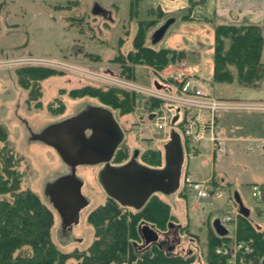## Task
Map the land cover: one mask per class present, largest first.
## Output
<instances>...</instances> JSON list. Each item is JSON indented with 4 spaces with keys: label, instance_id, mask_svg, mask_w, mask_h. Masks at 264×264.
Returning a JSON list of instances; mask_svg holds the SVG:
<instances>
[{
    "label": "rangeland",
    "instance_id": "obj_1",
    "mask_svg": "<svg viewBox=\"0 0 264 264\" xmlns=\"http://www.w3.org/2000/svg\"><path fill=\"white\" fill-rule=\"evenodd\" d=\"M96 7L103 13L96 14ZM212 11L207 3L191 7L189 0H143L139 3L136 0H0V127L7 131L10 147L20 159L23 188L36 193L53 213L52 239L61 252L70 255L66 264H82L81 255L96 239L90 216L110 201L101 183L102 167L82 165L76 169L75 176L83 182L82 193L88 204L80 210L72 229L64 231V218L55 207L49 188L69 171L68 167L55 148L34 141L32 136L50 125L78 116L87 107L98 106L112 111L126 133L121 159L128 161L136 156L134 161L147 166L145 157L152 159L164 155V146L169 140H164L155 130H142L135 111L122 115L103 105L98 98L80 91L85 87L100 92L115 89L99 81L96 75L119 74L121 64L117 61L135 49L133 43L140 26L147 31L148 47L170 49L184 56L162 71L181 70L191 74L202 89L217 97L251 98L237 86L214 81L216 24L210 21ZM171 20L160 41L155 43L153 37L157 30ZM33 59L57 63L52 69L60 73L40 83L41 95L36 103L32 98V102L28 100L29 96L36 95L33 91L36 87L33 84L22 87L18 74L25 68L23 65H30L28 62ZM136 70L137 82L144 86H150L158 74L147 66H139ZM229 121L235 126H250L241 116ZM225 130L231 138H237L234 145L225 143L227 152L224 155L217 154L213 163L211 145L202 142L200 153L193 158H189L185 150L182 167L183 177L189 175L202 182L211 181V186L215 171L216 179L221 181L218 190L221 195L199 199L184 183L174 194L156 195L171 206L174 225L185 229L178 241L171 244L176 246L174 254L184 261H192L190 264H206L213 223L236 216L237 206L231 200H235L237 193L250 210L252 222L264 230V201L252 196L251 186L253 182L264 185V156L253 158L251 155L255 153H248L247 144L242 143L245 136L258 131L251 127L243 131H234L232 127ZM177 133L183 135L180 129ZM136 152L138 155H134ZM126 209L124 211L129 214L136 211ZM224 227L230 237L236 235L234 223ZM142 245L143 239L138 253ZM139 262L128 260L124 264H141Z\"/></svg>",
    "mask_w": 264,
    "mask_h": 264
},
{
    "label": "trees",
    "instance_id": "obj_2",
    "mask_svg": "<svg viewBox=\"0 0 264 264\" xmlns=\"http://www.w3.org/2000/svg\"><path fill=\"white\" fill-rule=\"evenodd\" d=\"M143 0H136L137 3ZM191 7L205 0H189ZM146 23V22H145ZM144 24V23H143ZM142 25V24H141ZM143 26V25H142ZM147 31L139 27L134 39V50L117 63L119 74L135 78L139 66H147L158 73L184 56L170 49H155L146 45ZM264 32L258 25L237 26L219 24L215 29L214 81L220 84L238 83L256 87L264 79V64L261 61ZM22 87L34 85L40 98V83L60 74L54 69L33 67L18 71ZM83 94L98 98L100 102L122 115L133 113L134 96L116 89L100 92L93 87L80 90ZM119 157V163L126 158ZM147 159L150 169L164 166V155ZM20 159L10 147L7 131L0 127V264H66L70 255L61 252L52 239L54 217L40 197L30 189L23 188V174L19 169ZM221 181L213 178L212 190L220 187ZM90 216L96 231V239L88 251L81 255L82 264H124L128 260L141 264H190L175 254L167 253L157 245L138 253L142 243L141 223L153 226L157 231L167 232L174 225L175 216L171 206L153 195L148 203L131 214L113 198ZM132 209V208H130ZM135 210V209H134ZM183 227L181 231H183ZM185 230V229H184ZM237 238L250 243L254 249L253 259H264V230L259 229L249 217L239 215ZM231 238L221 237L211 228L207 244L206 264H226V259L217 255L216 249L228 244ZM178 259V260H177Z\"/></svg>",
    "mask_w": 264,
    "mask_h": 264
},
{
    "label": "built area",
    "instance_id": "obj_3",
    "mask_svg": "<svg viewBox=\"0 0 264 264\" xmlns=\"http://www.w3.org/2000/svg\"><path fill=\"white\" fill-rule=\"evenodd\" d=\"M28 64L48 69L56 68L57 63L50 60L33 59ZM89 72V71H88ZM135 78H129L113 72L97 74V79L111 88L134 95L135 115L142 130H155L162 134L164 140H170L172 132L177 129L182 141L183 151L189 158L200 153V144L208 141L212 144V151L224 155L227 147L224 140L216 135V122L222 113H256L264 114L263 100H223L207 94L194 76L181 70L174 72H158L150 86H144ZM157 82L161 88L155 86ZM155 115L154 119L150 117ZM185 158V155H184ZM183 177V176H182ZM181 183L192 188L199 199L219 196L222 192L212 190L211 181L202 182L192 176L185 175ZM252 196L258 201H264V188L259 184L252 186ZM236 206V216L225 217L220 220L223 226L234 223L236 235L231 241L216 249V253L226 259V264H264V259L256 262L253 259L254 249L250 243L237 238L239 208Z\"/></svg>",
    "mask_w": 264,
    "mask_h": 264
},
{
    "label": "water",
    "instance_id": "obj_4",
    "mask_svg": "<svg viewBox=\"0 0 264 264\" xmlns=\"http://www.w3.org/2000/svg\"><path fill=\"white\" fill-rule=\"evenodd\" d=\"M95 13L102 14L103 10L100 7H96ZM172 22L173 20L167 22L157 30L153 37L155 43L160 41L162 35ZM155 86L161 88L157 82H155ZM94 111L102 113L113 120L112 113L106 109L97 108ZM90 115L88 113L81 114L61 123L50 125L41 133L34 134L32 139L55 148L63 161L74 168L78 165L89 164L91 161L87 159V156H92L88 155L92 148V141L87 139L86 131L92 127H85L83 123ZM154 117L155 115H152L150 118L154 119ZM99 128L97 127L94 133ZM73 132L74 134H72ZM123 137V134H121L117 146L122 142ZM111 158L112 156L107 158L105 162H110ZM164 161L162 169H150L136 161L118 168H106L101 173V183L110 198H113L124 207L141 210L153 195L158 193L174 194L180 188L184 151L181 137L175 132H172L170 141L164 146ZM68 182L75 187L76 197L81 199V204L74 211V217L78 219L80 210L88 204L84 202L86 198L81 192L82 184L79 179L76 180L71 176L59 178L50 185L49 191L53 199L58 190L67 185ZM234 198L238 205L239 213L249 218L250 210L244 206L240 195L237 193ZM213 227L221 237L227 236L228 230L219 220L213 223ZM140 234L144 241V247H149L159 242V233L148 224L141 226Z\"/></svg>",
    "mask_w": 264,
    "mask_h": 264
},
{
    "label": "flooded vegetation",
    "instance_id": "obj_5",
    "mask_svg": "<svg viewBox=\"0 0 264 264\" xmlns=\"http://www.w3.org/2000/svg\"><path fill=\"white\" fill-rule=\"evenodd\" d=\"M23 66H25V68L36 67L33 65H26V64H24ZM28 100L32 102L31 96H29ZM34 102L36 103L37 100H34ZM97 108H102V107H98V106L87 107L86 110L82 111V113L78 115L80 116L81 114H86V113L91 114L86 118V121L83 124L85 127H90V128L92 127L91 129H88L86 131L87 139H90L92 141L91 144L92 148L90 150V154L88 155H92V156L91 157L87 156L88 157L87 159H90L91 162L89 164H83V165H100L102 167V172H104L106 168L107 169L118 168L127 163L134 162L135 160L134 157L136 156L134 157L132 156V158L128 161L124 160L121 163L117 162L119 156L121 155V151L123 150L122 145L126 140V133L122 128V126L120 125V123L116 120L112 111L110 112L113 115L114 121L111 120L106 115L94 111V109ZM97 127L100 128L99 130L96 131V133H94L95 132L94 130ZM72 134H74V132ZM121 134H123L124 137L122 142H120L117 146ZM134 155H138V153L136 152V154ZM110 156H112L110 162H105L106 159L109 158ZM65 165L68 167L69 171L66 174L62 175L60 178L62 177L68 178L71 176L76 180L79 179L75 176L76 169L82 165H78L75 168L67 163H65ZM81 184H82L81 187V192H82L83 182H81ZM53 201L55 203V207L61 212L64 218L65 223L62 224L63 225L62 229H64V231H70L74 226V224H76V220H77V218L74 217L75 216L74 211L77 209V207H79V204H81V199L76 197L75 187L72 184H70V182H68L67 185L59 189L58 193H56V195L53 196ZM84 202L88 203V200L86 199V201ZM180 233H181L180 227H177V225H170L169 230L167 232H161L159 234L160 236L159 242L153 245L159 246L162 250H165L167 253L174 254V249L176 246L172 244L178 241V236L180 235ZM151 246L152 245H150L149 247ZM149 247H144L142 245L140 249H138L139 253L145 252L146 250H148Z\"/></svg>",
    "mask_w": 264,
    "mask_h": 264
},
{
    "label": "crops",
    "instance_id": "obj_6",
    "mask_svg": "<svg viewBox=\"0 0 264 264\" xmlns=\"http://www.w3.org/2000/svg\"><path fill=\"white\" fill-rule=\"evenodd\" d=\"M204 3L209 4L213 8V16L210 21L214 22L217 25L219 24H228V25H237V26H249V25H258L263 29L264 32V0H205ZM264 45L262 50L261 61L264 64ZM228 86H237L239 89H243L246 93L245 95H250L251 98L248 99H228L217 97L207 91H204L207 94L212 95L217 99L223 100H263L264 101V79L256 86H245L236 83L224 84ZM243 115H238L236 113H222L219 115L216 122V135L219 139L225 140V143H228V146L231 144L234 145L237 137L231 138V136L225 130L226 127H232L234 131H243L249 127L253 128L255 131H258L257 134H248L245 138L242 139V143L247 144L246 150L248 153L254 157L264 156V114L256 113H242ZM236 116L244 117L245 120L249 121V125L244 127L235 126L233 123H230L229 119H233ZM225 130V132H224ZM223 134V135H222ZM169 142V141H168ZM208 142V141H205ZM210 146V153L213 158V163L215 160V154L212 151V144L208 142ZM167 144V142H166ZM201 150V148H200ZM199 150V151H200ZM215 171L213 172V176ZM199 177V174H197ZM254 184H259L264 188V185L259 182H253ZM251 218V216H250ZM220 221V220H219ZM261 224H259L260 226ZM261 228V227H260Z\"/></svg>",
    "mask_w": 264,
    "mask_h": 264
}]
</instances>
